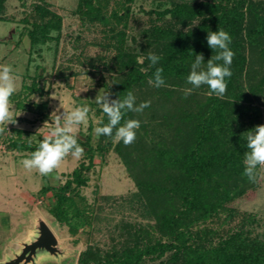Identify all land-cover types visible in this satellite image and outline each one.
Wrapping results in <instances>:
<instances>
[{
	"label": "rangeland",
	"instance_id": "374dc122",
	"mask_svg": "<svg viewBox=\"0 0 264 264\" xmlns=\"http://www.w3.org/2000/svg\"><path fill=\"white\" fill-rule=\"evenodd\" d=\"M237 1L246 5L251 1L262 3L264 7V0H234V3ZM78 3L79 0H27L25 3L11 0L4 13L5 21H0V65L12 66L17 83V90L10 98L16 123L4 125L5 130L0 133V264L15 260L27 244L37 240L41 222L53 232L58 254L39 252L29 264H82L81 256L89 249L105 256L120 253L129 245L144 248L159 240L168 241L157 231L150 207L142 200L135 180L114 147L103 152L97 150L101 136L96 138L94 129L103 125L106 114L93 101L101 89L109 92L113 99L114 85L121 77L116 60L118 32L125 30L124 48L136 54L137 61L143 64L146 35L152 33L155 26H174L176 31L189 34L210 17L206 13L174 24L170 14L162 18L158 13L182 5L198 7V4L211 3L218 6L225 1L100 0L95 2L100 6V19L94 20L83 18L77 11ZM38 4H46L61 16L62 30L60 33L52 31V40L32 43L28 34L33 29L34 7ZM127 8L131 9V14L124 28L117 23L114 14L123 15ZM49 17L46 16V21ZM26 19L29 22H25ZM250 70L251 66L240 76L244 92L238 89V99L232 101L242 102L249 108L241 121L252 129L264 125V94L257 95V91L251 89V83L258 84V81ZM209 91L206 87L195 89L194 103L207 102L211 96ZM85 104L90 107L88 120L74 126L78 143L85 150L83 157L77 160L69 155L48 176L24 169L22 161L29 158L43 137L50 133L55 115L63 117L64 113ZM102 143L106 145L108 140ZM118 143L114 139L113 145ZM90 149L94 166L84 172L87 185H74L68 193L87 222L76 217L73 208L68 215L70 224L61 222L51 212L56 205V191L82 164L89 165ZM256 179V186L229 204L228 208L235 210L232 215L231 211H222L207 223L194 226V236L201 229H211L208 240L214 239L217 244L220 239L245 229L253 238L259 236L264 240V167L257 166ZM199 245L198 238H187L188 247L197 249ZM173 254L174 251L163 257L146 256L141 264H173Z\"/></svg>",
	"mask_w": 264,
	"mask_h": 264
},
{
	"label": "trees",
	"instance_id": "16d2710c",
	"mask_svg": "<svg viewBox=\"0 0 264 264\" xmlns=\"http://www.w3.org/2000/svg\"><path fill=\"white\" fill-rule=\"evenodd\" d=\"M9 1L0 0V21H5ZM19 1L25 3L27 0ZM224 1L218 6L211 3L198 4V7L182 5L158 13L162 18L170 14L174 24L206 13L210 17L189 34L176 31L174 26H155L156 29L146 35L143 64L137 61L136 54L124 48L125 30L118 32L116 60L121 77L115 83L111 97L123 99L128 91H132L137 105L144 101L151 104L142 113H127L121 121V124L127 119L141 121L134 143L125 146L119 141L114 146V134L112 137L101 136L97 150L103 152L114 147L135 180L142 200L150 207L157 231L168 241L159 240L144 248L129 245L120 253L111 252L105 256L89 249L81 256L82 264H141L146 256L163 257L171 251H174L173 264H264V240L259 236L253 238L245 229L220 239L217 244L214 239L208 240L211 229H201L195 236L192 232L194 226L207 223L222 211H231L232 215L235 210L228 208L229 204L244 197L257 184V179L252 182L243 175L245 153L249 150L246 135L242 134L243 129H251L241 120L249 108L232 100L238 99V89L244 92L240 76L250 66L254 80L258 81L250 87L257 95L264 94V7L262 3L252 1L247 5L243 1L236 4L234 0ZM95 2L100 0H79L77 11L83 18L100 19V6ZM34 10L33 29L28 34L32 43L52 40L51 32L62 30L61 16L46 4H38ZM130 14L131 9L127 8L125 14L115 13L114 17L126 28ZM46 16H50L48 21ZM24 21L29 22L28 19ZM218 28L231 35L229 47L235 53L230 66L232 76L226 78L227 92L223 98L213 94L207 102L194 103V93L187 98L183 96V89L190 87L185 83L186 77L194 54L203 53L205 60L216 54L207 46L206 37L209 31L215 32ZM149 52L161 57L155 67L163 68L166 87L155 88L148 84L155 71V67L149 66ZM201 87L208 88L207 85ZM107 123L106 116L103 125ZM106 140L108 143L104 145L102 142ZM90 152L89 165L82 164L56 191V205L51 212L61 222L70 224L68 215L72 208L76 217L87 222L68 193L74 185H87L84 172L94 166L92 149ZM190 237L199 239L197 249L187 246Z\"/></svg>",
	"mask_w": 264,
	"mask_h": 264
},
{
	"label": "clouds",
	"instance_id": "9594fccd",
	"mask_svg": "<svg viewBox=\"0 0 264 264\" xmlns=\"http://www.w3.org/2000/svg\"><path fill=\"white\" fill-rule=\"evenodd\" d=\"M206 41L207 46L216 54L212 55L207 63L204 62L203 53L194 54L195 59L185 81L186 85H190V87L183 89L184 98H187L195 89L203 85H207L210 89L209 95L215 94L219 98H223L227 92L226 78L232 76L230 66L235 56L229 47L232 37L227 31L218 28V31L208 32ZM147 59L150 62L149 66L155 67L161 57L149 52ZM221 61L222 63H218ZM163 71L162 67H155L148 84L155 88L166 87ZM16 90V76L12 66L0 65V133L4 132V125L16 123L10 105V98ZM52 98H56L55 94ZM93 102L101 107L108 118L107 124L94 129L96 138L100 136L112 137L114 134L115 140L123 141L125 146L135 142L136 130L140 128L141 121L127 119L123 124L121 121L124 120L127 113H142L151 104L150 101H144L137 105L136 96L132 91H128L123 99L120 96L117 99H110V93L103 92L102 89ZM89 112L90 107L87 104L75 107L72 111L64 113L63 117L54 112L53 114L56 115L50 133L43 137L38 148L31 153L30 157L22 161L24 169L29 172L36 170L40 175L48 176L59 168L69 155L77 160L82 158L85 150L78 143L74 126L86 123ZM62 120L64 121L63 124H61ZM45 124L48 123L45 122ZM242 135H246V147L249 150L245 153L243 175L249 181L254 182L257 166L264 167V125H257Z\"/></svg>",
	"mask_w": 264,
	"mask_h": 264
},
{
	"label": "water",
	"instance_id": "95a60500",
	"mask_svg": "<svg viewBox=\"0 0 264 264\" xmlns=\"http://www.w3.org/2000/svg\"><path fill=\"white\" fill-rule=\"evenodd\" d=\"M39 252H48L53 256H57V240L45 222H41L39 227V236L31 244H27L23 250V253L15 260L7 262L5 264H29L35 261Z\"/></svg>",
	"mask_w": 264,
	"mask_h": 264
}]
</instances>
